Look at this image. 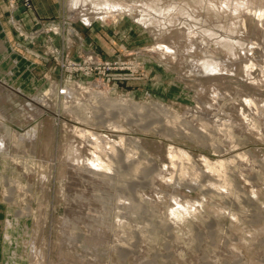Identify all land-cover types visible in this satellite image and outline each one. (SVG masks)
<instances>
[{
  "label": "rangeland",
  "instance_id": "rangeland-1",
  "mask_svg": "<svg viewBox=\"0 0 264 264\" xmlns=\"http://www.w3.org/2000/svg\"><path fill=\"white\" fill-rule=\"evenodd\" d=\"M50 1L51 16L27 31L10 13L31 11V0H5L2 13L11 38L46 69L32 60L15 74L13 51L0 54V138H10L0 148V264H264V17L238 18L255 46L241 63L251 60V74L221 77L190 67L225 57L208 34L235 37L233 15L216 14L215 0H161L187 11L159 30L141 18L169 15L145 0H113L133 10L89 25L77 11L92 0ZM85 31L108 33L113 53L81 49ZM170 31L193 48L168 63L155 46ZM44 90L49 101L40 94L45 108L28 118L24 100ZM79 128L112 140L113 153L97 149L113 156L111 169L73 163L71 143L84 144L82 163L94 150ZM33 131V145L15 140Z\"/></svg>",
  "mask_w": 264,
  "mask_h": 264
},
{
  "label": "bare ground",
  "instance_id": "bare-ground-1",
  "mask_svg": "<svg viewBox=\"0 0 264 264\" xmlns=\"http://www.w3.org/2000/svg\"><path fill=\"white\" fill-rule=\"evenodd\" d=\"M215 1L216 2H213L211 7L214 8V11H215L216 14H220V15L223 16V14H224L223 12L230 11V14L233 15L234 20H233V17H231L232 22H231V26L228 28V30L232 34H234L235 37H233L231 35H228L226 37V39H224L223 36L220 35V37L216 36V37L213 38V35L211 33H210V35L207 33L208 36H210L211 40L215 41L221 48H223V50L225 52V57H223L222 61L221 60H217V59H211V60L205 61L203 64L198 63V62H196L195 60L192 59V60H190L191 70L193 69L197 73L204 72L205 74H210L211 76H221V77H223V75H225V74L236 73L240 69V70L245 71V73L247 72V74L250 75L251 74V68H253L252 67L253 63L251 62V60H250V64H241V63H242L244 57H246V55L248 54V52L250 53V50H254L255 49V46H254V43H246L244 41V39L241 37V35H243L244 32H242V30H241L242 26L239 25L238 18H240L241 16H244V15H242L244 12H250V13L253 12V14L257 18L264 17V6H256L254 4V2L256 0L254 2H252L250 0H215ZM91 3H92V5H89V6L86 7V4H83L81 2L82 8L79 9V11H77V15H78L77 17H80V19L82 20V22L85 25L91 24V22H93L94 20H100V21H102L104 23H107L108 22V18H113L115 12H117V11L131 12L133 10V6L131 4H127V3H124V2L115 3L116 6H113V0H92ZM144 4L149 6V7H153L156 10H163L162 12H167V14L169 15V18L167 20L168 23L161 22L160 20L159 21H155V22L146 21L143 18H141L140 21L142 23H153L158 28V30L164 28L168 24L171 25L172 23L176 22V20H177L176 16L179 13H184V12L187 11V6L182 5L181 2H172V3H169V4H165L164 1H161V0H145ZM123 5H125V7L124 8L122 7L121 9H119V7L123 6ZM78 6H80V5H78ZM220 10H221V12H220ZM229 17H230V15H229ZM246 17H248V16L246 15ZM242 19H244V18H242ZM227 21H229V20H227ZM69 32L73 33V30H71V28H70ZM235 33L238 34L237 37H236ZM191 34L193 35V33H191ZM77 36H78V34H77ZM166 38L168 40H170L171 43L170 42H168V43L157 42L155 47H156V50L158 52H160V54H161V56L163 58L164 57L165 58H169L168 61H167L168 63L171 61L170 59H174L176 57L178 58V56H182L183 53H180L181 51L185 52L184 50H186L187 48H193V44H191L192 43L191 41L187 40L188 38L185 39L184 41L180 40V39H178L176 37V35L172 31H170L168 33V35H166ZM7 40H6L5 36L3 34H1V31H0V54H2V53H4V52L9 50L10 47L7 44ZM70 42H71V40H70ZM11 62H15L16 63L17 60L14 58V59L11 60ZM178 62H180V61H178ZM180 69L182 70V68H180ZM10 73L12 74V72H10ZM1 88H2V86H1ZM46 91L47 90H44V92H38L37 91L36 93L32 91V92H30V97L28 98V101L24 100L26 103L23 104V106L20 109H22L24 107V109L29 112V114L27 115L28 118H32L33 119V117L35 115L40 114V112L42 111V108H45V106L43 105V102L39 103V100L43 96V97H45L44 99L47 102L49 101L48 100L49 97L47 96ZM215 92H216V90H215ZM72 93H73V91L70 92V94L72 95V98H73V96L75 97V95L72 94ZM40 94H42V96H40ZM43 97H42V99H43ZM212 99H214V96L212 97ZM108 100H109V98H108ZM111 100L112 101H116V102H120V101L122 102L123 99H121V98L118 99V98L114 97L113 99L111 98ZM245 100H246L247 103H249L251 105H253L255 103L254 99H252V98H246ZM42 101H44V100H42ZM110 102L107 103V99H106L107 105L108 104H112ZM123 103H124V101H123ZM127 105H129V104H127ZM131 105H133V104H131ZM124 106H126V104ZM139 110H141V109H139ZM1 119L3 121H0V125H4L5 124L4 118H1ZM76 130L79 133L78 136L80 135L82 138L85 137V138H87V141H90L92 143L93 146L92 145L91 146L94 147V150H90L91 153L89 155L85 156V154H84L82 159L85 158L86 159V163H84V162L82 163V162H80L78 157L80 156V154L84 150L83 149L84 148V144L83 143H80V144L79 143H71L70 146L75 151H78V156H76V158H74V162L73 163L75 165H81V166H84V167H87V168H90V169H91V167L94 168V169H99V168H103L105 170L106 169H111L112 157L113 156H111V159L107 158V157L103 158L104 156L103 157H102V155L100 156L98 154V152H99V150L102 149V150H104V153H106V149L109 148V150H111L110 152L113 153V146H112V143H111L112 140L110 141V139L108 137L100 135V134H97V133H95L93 131H90L88 129L79 128V129H76ZM36 132L33 131V132L29 133V135H27V136H22L21 135L20 137L15 134L16 135L15 140H17L19 142L28 141L29 143H32V145H33V143H35L36 138H37L36 137ZM7 136L9 137V135H7ZM8 137L0 138V148H2V149H7L8 148L9 145L5 143V140H8V141L10 140V138H8ZM106 145H108V146H106ZM97 149H99V150L97 151ZM99 153L102 154V152H99ZM220 165H221V163H220ZM20 166H22V165H20ZM212 167L213 166H211L210 168H212ZM90 169H88V171H90ZM78 192L80 193V191H78ZM73 196H71V197H73ZM76 196H77V193H76ZM80 197H81V195L79 196V198ZM74 198H76V197H74ZM74 198H72V199H74ZM80 201L78 200L77 203H79ZM83 201H85V200H83ZM16 215H18V214H16ZM15 218L16 217H14V218L13 217H9V218L6 219V222H7V224H6L7 227L6 228H10V227L13 226L12 222L14 223L16 221V219H17V218L15 219ZM6 234H7V232H6ZM67 239H68V237H67ZM68 240H70V239H68ZM16 241H17L16 243H17V246H18L19 240H16ZM18 249H20L19 246H18ZM15 252L16 253H14L13 257L15 258V260H18L19 258H21V256H20V252L21 251L20 250H18V251L15 250ZM29 253H30V251H29ZM28 256H29V254H28ZM34 258H35V256L32 257L31 264H33V262H34V264H37L35 262L38 261V260L35 258L36 260L34 261ZM5 264H7V263H5Z\"/></svg>",
  "mask_w": 264,
  "mask_h": 264
},
{
  "label": "crops",
  "instance_id": "crops-1",
  "mask_svg": "<svg viewBox=\"0 0 264 264\" xmlns=\"http://www.w3.org/2000/svg\"><path fill=\"white\" fill-rule=\"evenodd\" d=\"M31 2L33 6V9L31 11L22 12L21 10H19V7L11 11V22L15 28H19L25 31L30 30L39 24L40 19L50 17L51 13L54 12L52 2L50 0H31ZM6 9L7 4L5 0H0V31L4 34L6 40L8 39L7 44L14 53H12V56L17 57V62L14 66L15 74H18L19 69L25 67L26 63H33L34 60L40 68L46 69V66L41 63V61L39 62L37 58L28 59L26 54H24L25 52L20 47L21 44L18 43L16 39L11 38L9 32L6 31L7 28L2 17V13L6 11ZM77 39V45H79L81 49H91L93 48V46H95L96 49L102 54L110 55L113 53V38L106 32L85 31L83 37ZM88 44H90L91 46L87 47Z\"/></svg>",
  "mask_w": 264,
  "mask_h": 264
},
{
  "label": "built area",
  "instance_id": "built-area-1",
  "mask_svg": "<svg viewBox=\"0 0 264 264\" xmlns=\"http://www.w3.org/2000/svg\"><path fill=\"white\" fill-rule=\"evenodd\" d=\"M27 4V0H23Z\"/></svg>",
  "mask_w": 264,
  "mask_h": 264
}]
</instances>
